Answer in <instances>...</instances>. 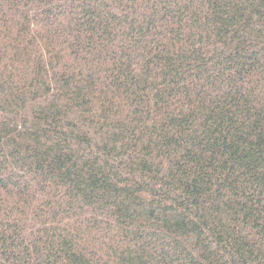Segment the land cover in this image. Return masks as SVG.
I'll list each match as a JSON object with an SVG mask.
<instances>
[{"label":"trees","instance_id":"trees-1","mask_svg":"<svg viewBox=\"0 0 264 264\" xmlns=\"http://www.w3.org/2000/svg\"><path fill=\"white\" fill-rule=\"evenodd\" d=\"M0 264H264V0H0Z\"/></svg>","mask_w":264,"mask_h":264}]
</instances>
